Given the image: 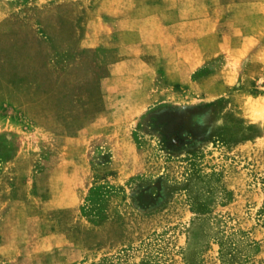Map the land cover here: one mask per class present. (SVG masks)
<instances>
[{"label":"rangeland","instance_id":"rangeland-1","mask_svg":"<svg viewBox=\"0 0 264 264\" xmlns=\"http://www.w3.org/2000/svg\"><path fill=\"white\" fill-rule=\"evenodd\" d=\"M117 6L0 0V264H264L259 17Z\"/></svg>","mask_w":264,"mask_h":264},{"label":"crops","instance_id":"crops-1","mask_svg":"<svg viewBox=\"0 0 264 264\" xmlns=\"http://www.w3.org/2000/svg\"><path fill=\"white\" fill-rule=\"evenodd\" d=\"M117 2V16H121L123 18H132L133 20L139 15V12H151L148 14V16L156 18V22H158L159 19L160 22H163V24H165L167 27L176 26L184 28L190 24H202L204 26L206 24H226L229 21V18L232 16V13L230 12H239L237 15L242 17L243 25L249 26L255 22V20L253 22L251 21L252 18L259 17V22H257L259 24L258 31L260 34L264 33V0H117ZM140 3L143 5L138 8ZM173 16L176 19L170 20ZM123 25H127L124 20L121 22V27ZM126 27L127 26H123L120 28L122 33H129L133 31L127 30ZM215 33L216 31L210 30V33L206 36H214ZM218 33H220L219 30ZM191 34H195L197 36V39H191L194 40L193 42L195 43L209 40L207 37L205 38L204 29L203 32L200 29H195L194 31H191ZM152 35V31H149L147 35L148 37L146 36L149 41L156 40L158 43L162 42V40L158 39L156 35L154 38H152ZM188 40L189 38H183L181 39V42H192ZM135 41H137L136 37H131V40L125 41V43H134ZM138 43L143 46L142 43L144 42ZM148 43L150 44L151 42ZM206 46L219 47L214 45H205V47ZM246 46L247 45L244 47ZM137 58L139 57L137 56Z\"/></svg>","mask_w":264,"mask_h":264}]
</instances>
